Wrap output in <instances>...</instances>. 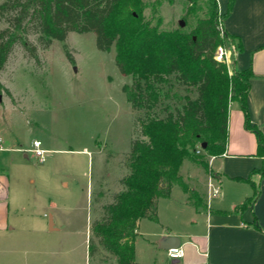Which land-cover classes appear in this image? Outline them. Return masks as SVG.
Returning a JSON list of instances; mask_svg holds the SVG:
<instances>
[{
    "label": "trees",
    "instance_id": "obj_1",
    "mask_svg": "<svg viewBox=\"0 0 264 264\" xmlns=\"http://www.w3.org/2000/svg\"><path fill=\"white\" fill-rule=\"evenodd\" d=\"M162 1L154 0L155 6ZM211 3L212 13L199 18L190 31L151 25L143 13L144 0L0 3V20L6 24L0 29V72L16 45L38 62L37 46L28 39L31 30L38 34L37 42L43 48H48L53 40L63 42L71 64L75 60L64 43L68 33L93 32L97 49L108 52L114 46L119 72L131 79L122 84L121 90L133 110L144 111L134 121L139 136L130 142L128 172L120 179L122 189L104 206V216L90 227L97 245L114 256L115 264H138L134 256L135 230L141 219L157 222L158 198L169 197L174 184L188 195V186L179 171L195 146L205 144L209 155L224 152L231 101L238 102L245 127L256 136L257 154L264 156L262 133L250 124L246 104L253 73L248 68L229 74L226 64L215 58L217 47L231 37L218 27L217 2ZM174 84L188 93L173 92ZM193 91L195 97L190 96ZM200 164L208 169L207 162ZM260 171L264 174V161ZM192 195L193 200L189 196L188 199L195 207H206L196 192L192 191ZM97 245L89 237V259L96 253Z\"/></svg>",
    "mask_w": 264,
    "mask_h": 264
},
{
    "label": "rangeland",
    "instance_id": "obj_2",
    "mask_svg": "<svg viewBox=\"0 0 264 264\" xmlns=\"http://www.w3.org/2000/svg\"><path fill=\"white\" fill-rule=\"evenodd\" d=\"M144 1L145 18L160 29L190 31L199 18L212 13L211 0H164L158 6L154 0ZM219 18L222 21L217 13V23ZM5 25L1 19L0 29ZM37 37L31 30L28 39L37 46L38 62L16 45L8 66L0 72V95L5 97V85L10 86L19 97L21 109L20 113L16 110L20 120L6 107L5 99L0 101V126L5 125L6 109V116L11 122L17 120L27 140L34 133L37 136L45 135L42 132L53 134L58 139L54 146L66 151L45 153L47 162L42 164L32 153L30 160L37 167V176L51 162L58 170H65L67 165L68 186L60 185L59 172L53 178L46 176L47 185L38 183V200L42 204L35 209L33 223L17 233H0V264H115L114 256L97 245L90 227L94 220L104 216V206L122 189L120 179L128 172L126 158L130 142L139 136L137 126L134 130V121L144 111L133 110L125 99L121 86L131 79L119 72L114 46L108 52L101 51L96 47L93 32H69L64 43L75 60L71 64L63 51V42L53 40L48 48H43ZM226 67L231 74L227 64ZM172 91L188 93L175 84ZM190 96L195 97L196 92ZM34 121L39 124V130L33 126ZM209 157L197 144L191 157L184 159L180 167L179 173L188 186L191 200L194 191L204 201V191L212 176ZM202 161L207 162V170L201 166ZM54 204L56 209L52 207ZM49 214L54 217L58 230H48ZM88 216V239L92 238L97 245L91 259L84 243Z\"/></svg>",
    "mask_w": 264,
    "mask_h": 264
},
{
    "label": "crops",
    "instance_id": "obj_3",
    "mask_svg": "<svg viewBox=\"0 0 264 264\" xmlns=\"http://www.w3.org/2000/svg\"><path fill=\"white\" fill-rule=\"evenodd\" d=\"M216 2L220 16L228 11L222 17V26L231 37L225 41L230 72L250 68L253 73L246 96L248 117L264 140V0ZM7 66L8 62L5 69ZM5 90L0 101L5 99L14 118L21 120L18 95L10 86L5 85ZM33 126L40 129L36 121ZM47 133L42 132L43 136L34 133L27 140L17 120L11 122L5 109V125L0 126V233H17L33 223L35 209L42 204L38 200V183L47 185L46 176L53 178L59 172L60 185L68 186L67 165L65 170H58L51 162L37 176V167L30 160L34 139L41 141L45 153L66 151L56 148L54 143L58 139ZM210 156L213 159L209 169L219 183V193L204 191L205 208L195 207L179 184L172 186L169 197L158 198L157 222L141 219L135 230L134 256L138 264H174L166 248L171 236L179 239L184 250L177 264H264V174L260 171L264 156L257 154L256 136L245 127L244 114L236 101L228 106L225 150ZM45 161L44 158L38 162ZM189 177L187 174L186 179ZM52 207L56 209L57 205ZM87 219L86 249L89 216ZM49 220L52 229L48 230H58L51 214Z\"/></svg>",
    "mask_w": 264,
    "mask_h": 264
},
{
    "label": "built area",
    "instance_id": "obj_4",
    "mask_svg": "<svg viewBox=\"0 0 264 264\" xmlns=\"http://www.w3.org/2000/svg\"><path fill=\"white\" fill-rule=\"evenodd\" d=\"M218 23L220 25V29H222V21L219 18ZM216 59L218 61H223L226 64H228V59H227V49L225 46L219 45L217 47V51H216ZM32 152L34 153V155L36 157H38V159L40 161L44 160V153L45 150L42 148L41 146V141L38 139H34L32 141ZM197 152L199 153L200 151L197 150ZM213 159V157H209V162ZM208 189L211 192L212 195H216L219 193V183L215 181L214 178L209 177L208 180ZM184 250L182 248V246H177V247H172V248H168L167 249V256L168 258L175 262V261H179V259L183 256Z\"/></svg>",
    "mask_w": 264,
    "mask_h": 264
},
{
    "label": "water",
    "instance_id": "obj_5",
    "mask_svg": "<svg viewBox=\"0 0 264 264\" xmlns=\"http://www.w3.org/2000/svg\"><path fill=\"white\" fill-rule=\"evenodd\" d=\"M181 25L184 24L183 21L180 22ZM203 149L205 148V144L200 145ZM49 229H52V221L49 220ZM179 246V239L177 237L171 236L168 238L167 243H166V248H172V247H177ZM174 264H177V261L173 262Z\"/></svg>",
    "mask_w": 264,
    "mask_h": 264
}]
</instances>
